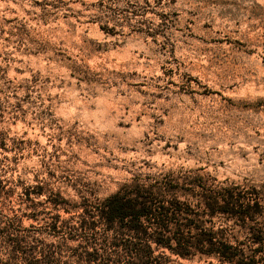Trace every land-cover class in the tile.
Masks as SVG:
<instances>
[{"label": "rangeland", "instance_id": "374dc122", "mask_svg": "<svg viewBox=\"0 0 264 264\" xmlns=\"http://www.w3.org/2000/svg\"><path fill=\"white\" fill-rule=\"evenodd\" d=\"M168 173L255 188L197 220L264 264V0H0V264H125L85 210Z\"/></svg>", "mask_w": 264, "mask_h": 264}, {"label": "trees", "instance_id": "16d2710c", "mask_svg": "<svg viewBox=\"0 0 264 264\" xmlns=\"http://www.w3.org/2000/svg\"><path fill=\"white\" fill-rule=\"evenodd\" d=\"M178 180L168 173L164 181L154 184H142L137 178L122 184L85 210L89 218L85 221L87 230L95 231L101 224L107 246L122 254L128 260L125 264H170V256L183 261L198 257L215 259L220 264H258L255 258H243L235 246L219 240L213 228H205L197 220L201 214L208 216L212 224L219 214L244 222L251 220L262 207L254 197L258 191L254 188L249 192L237 184L206 188L202 178L184 184ZM196 188L202 191V201L193 205L181 200L193 196ZM246 199L250 202L241 203ZM58 223L54 231L59 229ZM254 242L263 244V239L256 237ZM99 258L96 251L90 253L89 261L96 263Z\"/></svg>", "mask_w": 264, "mask_h": 264}]
</instances>
